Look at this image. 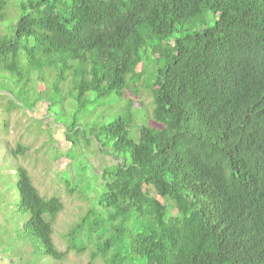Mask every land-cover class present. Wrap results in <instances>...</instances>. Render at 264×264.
I'll return each mask as SVG.
<instances>
[{
	"label": "trees",
	"instance_id": "1",
	"mask_svg": "<svg viewBox=\"0 0 264 264\" xmlns=\"http://www.w3.org/2000/svg\"><path fill=\"white\" fill-rule=\"evenodd\" d=\"M17 5L12 34L0 38V84L24 102L34 95L30 107L48 97L45 114L65 88L79 112L122 98L146 65L153 123L135 141L120 117L93 131L121 164L103 168L96 192L88 184L91 199L82 193L90 207L66 232L63 252L51 239L61 202L39 196L23 168L0 177L3 193L15 195L19 241L32 249L23 263L14 253L17 264H61L88 247L90 262L102 264H264V0ZM5 7L0 0V23ZM30 73L50 80L46 93L34 91ZM76 132L65 128V139Z\"/></svg>",
	"mask_w": 264,
	"mask_h": 264
},
{
	"label": "rangeland",
	"instance_id": "2",
	"mask_svg": "<svg viewBox=\"0 0 264 264\" xmlns=\"http://www.w3.org/2000/svg\"><path fill=\"white\" fill-rule=\"evenodd\" d=\"M5 1V17L0 23V38L12 34V26L21 15L17 5L19 0ZM20 64L25 68L23 60H20ZM151 72L149 66H138L134 70L133 82L129 84V89L123 93L122 98L95 101L92 95H88V99L93 100L92 103L86 110L79 112L67 97L68 90L65 88H62V93L59 91L60 98H56L61 99L60 103L56 101L58 105L45 114L48 97L46 101L40 100L30 107L29 103L36 99L34 95L24 102L11 85L0 84V177L14 179V168H23L39 196L44 199L55 197L61 202L62 210L52 222L51 239L57 251H65L66 232L90 207L84 196L82 197L83 192L88 199L92 197V191L87 192L90 188L88 184L93 185L96 192L103 168H116L121 164L120 160H114L105 154L107 150L101 149L96 143L93 131L120 117L128 125L130 139L135 141L138 139L139 128L153 125L150 119L151 92L147 88L151 82ZM30 74V84L34 91L46 93L49 88L46 84L50 80L40 81L35 76L36 73ZM13 80L16 81L15 78ZM6 109L12 111L6 113ZM3 123L7 125V132ZM72 125L75 131L78 130L71 138L73 146L65 139V128L71 130ZM98 141L100 143V139ZM16 147H21L23 153L11 158L9 150ZM79 163H82V169L79 168ZM83 168L87 171L82 172ZM66 185L71 189L78 186L79 189L70 192V189L65 188ZM4 189L5 186L0 181V264H17L18 256L23 263L32 249L28 244L19 241L17 229L20 227L21 218L15 215V195L8 197L3 193ZM6 203L8 205L5 207ZM92 251L88 247L81 255L69 253L61 264H102L99 259L90 262ZM14 253L18 256H13ZM26 262L46 264L33 258Z\"/></svg>",
	"mask_w": 264,
	"mask_h": 264
}]
</instances>
